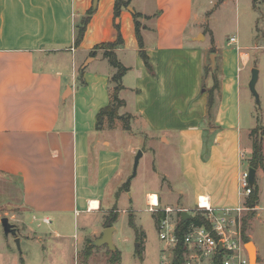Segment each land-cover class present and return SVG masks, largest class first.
<instances>
[{
    "label": "crops",
    "instance_id": "crops-1",
    "mask_svg": "<svg viewBox=\"0 0 264 264\" xmlns=\"http://www.w3.org/2000/svg\"><path fill=\"white\" fill-rule=\"evenodd\" d=\"M207 2L215 8L209 10ZM230 3L236 10L234 31L223 41L211 21ZM114 4L97 0L76 44L77 25L93 0H0V183L13 193L17 232L36 241L53 233L59 254L66 246L76 251L83 242L92 245L108 227L110 211L117 219L116 204L106 203L113 197L118 202L129 190L124 153L138 151L140 138H157L168 150L153 169L158 189L175 195V208H194L190 204L196 205L198 196L217 208L243 201L241 85L248 77L242 73L254 59L251 51L264 49V0H130L117 18ZM133 13L141 14V45ZM119 33L123 42L113 51L127 70L118 82L124 102L118 114L128 117V129L120 118L105 116L97 124V114L111 103L116 68L96 47L116 41ZM245 108L248 114L249 104ZM251 145L249 136V152ZM258 171L264 175V161L256 168V184ZM145 194L147 204L151 195L160 203L156 190ZM245 231L257 264H263Z\"/></svg>",
    "mask_w": 264,
    "mask_h": 264
},
{
    "label": "rangeland",
    "instance_id": "rangeland-1",
    "mask_svg": "<svg viewBox=\"0 0 264 264\" xmlns=\"http://www.w3.org/2000/svg\"><path fill=\"white\" fill-rule=\"evenodd\" d=\"M207 6L209 10H213L215 8L213 4H209L208 2ZM235 15L236 10L230 3L225 9L218 10L212 16L211 25L213 26L218 39H222L224 41L226 37L228 38L234 31ZM199 38L202 39V36ZM251 52L254 55V59L242 73L243 76L246 75V77H248V81L246 80L245 82L242 80L241 85L242 129L240 141L244 154L242 170H246L248 169V166H250L252 145L249 152V136L251 143H253L254 139L261 142L262 153L264 154V49L257 50V52L252 50ZM211 54L212 52L209 54V60H211ZM250 66L252 67L250 68ZM253 67H256L259 70L255 88L259 95L260 106L256 104L255 97L250 91L248 85L251 77V69ZM204 86H206V84L201 86L200 92L204 89ZM245 104H249L250 106L248 114H246L245 111ZM118 121L122 126L126 124V119H120ZM112 123L115 124L114 120ZM113 124L110 125L112 126ZM250 124H252L253 128L250 132H248L245 127H248ZM121 134L122 137L125 136L124 132ZM140 139H142V143H139L141 145L140 148L143 149L144 153L139 158L136 173L133 176L134 158L137 151L133 155L131 153H124L128 163L126 166V176L123 182H129V190L123 192L117 202L116 198L111 194V189L109 191V197L110 199L113 197L112 201L110 203H106L107 206L116 204L119 212L116 221L113 223V226L116 228L113 236L114 244L115 247L121 251V261L119 264H160L161 256L163 254L162 247L164 246V241H162L158 236L154 214L148 210L145 194L146 191L156 190V192L161 196L160 203L156 208L163 209L166 204H170L171 208L175 209V206L177 205L175 203L176 197L174 194L170 195L165 188L162 190L158 189L157 179L159 178L153 169V166H156V163L158 162L160 163L162 158H164V155L168 154V150L164 149V146L157 141V138H153V140L150 141L144 138ZM124 142L125 139L121 141V146H124ZM150 146H153L156 150V155L153 153V148H150ZM248 156L249 158H247ZM257 182L261 191V201L258 203L260 207H258V210L256 211V216L254 215V211L251 214L250 210L245 211L243 215L246 219L245 230L249 231L248 233L251 235L252 240L258 246L259 258L264 264V175H261V171H258L257 173ZM12 194L13 193L9 191L5 183H0V219L6 216L11 223H14L15 218L12 217L13 208L10 207L12 205L9 202L11 198L10 195L12 196ZM156 200L155 195L150 196L151 202H155ZM190 205L194 207L195 202H192ZM174 213L171 214V216L178 218L177 213ZM114 214V212L110 211L108 218H112ZM129 215L134 216V222L137 226L136 229L132 228L128 224ZM253 215L255 217H253ZM14 225L17 227L16 224ZM33 226H36V222H33ZM43 227L45 226H38V230L43 229ZM244 233L247 236V232L245 231ZM16 236L20 238V249L17 247L15 242V236L5 234L0 223V264H21V255L25 259L26 264H82V252L88 243L83 242L80 249L81 251L77 249L76 251H69L66 246L61 254H59L57 250V253H55L56 244L54 234L49 231L46 234L47 237H41L38 241L26 239L21 235L20 231L17 232ZM143 236L145 237V241L141 242ZM136 238L137 240H135ZM249 241H251L250 238L245 242V248L250 252L251 248L248 244ZM139 242H141V244ZM101 246H98L95 249L96 252H94V256L89 261L90 264H108L110 256L109 251L104 248L101 252ZM136 246L137 248L141 247L142 258H139L138 255H136ZM255 264H257V262Z\"/></svg>",
    "mask_w": 264,
    "mask_h": 264
},
{
    "label": "built area",
    "instance_id": "built-area-1",
    "mask_svg": "<svg viewBox=\"0 0 264 264\" xmlns=\"http://www.w3.org/2000/svg\"><path fill=\"white\" fill-rule=\"evenodd\" d=\"M234 41L235 37H231L230 42ZM238 191L243 201L234 208L213 207L206 197V203H201V196H198L194 208L158 209V203L149 201L150 212L164 211V216L157 220L158 236L164 241L160 264H174L179 239L178 222L182 211H187L190 216L200 213L203 224L191 221L186 225L181 238L180 264H249L243 239V214L250 210L246 205V198L251 192L247 169L240 175ZM174 212L178 218L171 216ZM44 222L50 221L44 219Z\"/></svg>",
    "mask_w": 264,
    "mask_h": 264
},
{
    "label": "trees",
    "instance_id": "trees-1",
    "mask_svg": "<svg viewBox=\"0 0 264 264\" xmlns=\"http://www.w3.org/2000/svg\"><path fill=\"white\" fill-rule=\"evenodd\" d=\"M129 2H130V0H115V4H114V16H115V18H117L119 16L121 8L123 6L128 5ZM94 10H95V7L92 6L89 9V11L86 13V15L83 16L81 18L80 22L78 23L77 32H76V36H75V43L76 44H79V42L82 40L84 31L86 28V24L89 21L90 15L94 12ZM133 16H134L136 35H137V38H138L139 43L141 45L142 40H141V35H140V22L138 20V18L141 16V14L140 13H133ZM115 26L118 28L117 23L115 24ZM122 42H123V39L119 33L116 41L101 43L100 45H98L96 47V48L104 49L103 56L105 58H107L108 62L114 68H116V73L112 76V81L115 82V86H114L113 91H112L111 103L109 105H107L106 107H104L103 109H101L99 111V113L97 114L98 126L100 124H102L104 117L107 116L110 119H114V118H120L123 120L126 119V122H125L126 124L124 125V127H125V129L129 128L128 117L119 116V114H118L119 107H121L124 104V102L122 100H120L118 97V92L120 90V85L118 82H119L122 74H124L125 71L127 70V68L119 62V60L117 59L113 50L115 47L121 45ZM94 54H95V51L90 52V55H94ZM140 55H141L142 59L144 60L145 64L147 65V67L150 68L151 67L150 63H149L147 55L143 49L140 50ZM263 161H264V157H263V153H262V144L259 140L254 139L253 143H252V156H251V160H250V166L254 167L255 169L258 167H263ZM127 185L128 184H125V187H124L125 189L127 188ZM258 193H259V188H258V185L255 183L253 186H251V192L246 198V205L250 208L251 214L254 211V207L257 204ZM163 216H164V211H158L157 220ZM115 220H116L115 215H113L112 218H107L106 222H105V226L112 225V223ZM191 221H193L197 224H203L200 213H197L196 215H192L187 219H183V217L180 216L179 222H178V230H177L179 239H178V243H177L176 248H175L176 257H175L174 264H180V262H181V257H180V255H181L180 253L182 251L181 238H182V235L185 231L184 229H185L186 225ZM245 221H246V219L244 217V222H243V229L244 230L246 227ZM129 225L132 228L136 229V225H135L131 215L129 216ZM243 239L245 242L249 240V238L245 235V233H243ZM93 248H94V246L89 245V244H87L85 246V249L82 252V264H87V260H88L89 256L92 254ZM109 254H110L109 259H108L109 264H119L120 263L121 252L118 249H115L113 251H109ZM136 255H138L139 258H142L141 247L136 249ZM21 262H22V264H24V261L22 258H21Z\"/></svg>",
    "mask_w": 264,
    "mask_h": 264
},
{
    "label": "water",
    "instance_id": "water-1",
    "mask_svg": "<svg viewBox=\"0 0 264 264\" xmlns=\"http://www.w3.org/2000/svg\"><path fill=\"white\" fill-rule=\"evenodd\" d=\"M97 5V0H93V6L96 7ZM214 59H215V55L214 53L211 54V62L212 65H214ZM258 74H259V70L256 67H253L251 69V77L249 80V88L250 91L252 92L253 96L255 97V101L256 104L258 106H260V100H259V95L256 91L255 85L258 79ZM142 156V151L138 150L135 158H134V165H133V173L132 176L135 175L136 173V169H137V165H138V161L139 158ZM248 182L250 184V186H253L255 184V171L256 169L252 166L248 167ZM181 215L183 217V219H187L190 217V214L187 211H182ZM0 223L3 227V230L5 232V234H11L15 236V242L17 244V247L20 249V244H19V238L16 236L17 235V227L11 223L8 219V217L4 216L0 219ZM114 231V227L113 226H108L105 227L102 235L96 239L95 241L92 242L93 246H100V245H106L108 247L109 250L113 251L115 250V246L113 244V240H112V233ZM250 248H251V244H254L252 241L248 242ZM255 246V245H254ZM222 245H219V248L221 249ZM247 254H248V258H249V264H255L257 262V253H256V249L253 251V249L251 248V251L249 252L247 249Z\"/></svg>",
    "mask_w": 264,
    "mask_h": 264
},
{
    "label": "bare ground",
    "instance_id": "bare-ground-1",
    "mask_svg": "<svg viewBox=\"0 0 264 264\" xmlns=\"http://www.w3.org/2000/svg\"><path fill=\"white\" fill-rule=\"evenodd\" d=\"M202 198H204V197H201V200H202ZM205 199V198H204ZM203 199V200H204ZM206 202V201H205ZM202 203V202H201ZM251 248L253 249V251L255 250V248H254V245L253 244H251Z\"/></svg>",
    "mask_w": 264,
    "mask_h": 264
}]
</instances>
